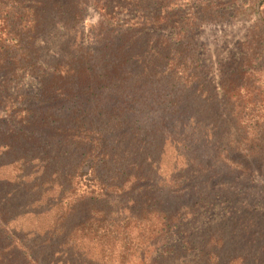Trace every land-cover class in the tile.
I'll use <instances>...</instances> for the list:
<instances>
[{
  "label": "rangeland",
  "instance_id": "1",
  "mask_svg": "<svg viewBox=\"0 0 264 264\" xmlns=\"http://www.w3.org/2000/svg\"><path fill=\"white\" fill-rule=\"evenodd\" d=\"M30 3L39 62L0 68V264H264V162L234 143L245 120L264 134V0ZM85 123L128 189L80 199ZM145 201L173 217L166 241L132 217Z\"/></svg>",
  "mask_w": 264,
  "mask_h": 264
},
{
  "label": "trees",
  "instance_id": "2",
  "mask_svg": "<svg viewBox=\"0 0 264 264\" xmlns=\"http://www.w3.org/2000/svg\"><path fill=\"white\" fill-rule=\"evenodd\" d=\"M16 5L2 4L1 11L6 12V29L13 38L5 37L1 34L0 38V68H33L37 66L39 62V49L43 47L39 43V36L45 30V25L39 20L43 14L40 13L39 9H36L30 0H14ZM79 14L78 11H75ZM74 18L76 15H74ZM66 27V26H65ZM7 35V33H6ZM85 56L84 54L81 57ZM76 58V57H75ZM75 58L70 59L65 65L59 64L58 66H66L67 69L72 67V62ZM86 61V57H84ZM175 66L180 67L183 77L186 78L187 82H191L194 73L191 70L195 68V61L191 57H184L182 59L174 57L170 59ZM80 62L84 61L82 59ZM80 66V65H78ZM198 66H196L197 68ZM89 69V68H86ZM188 72V73H187ZM23 95L26 96L25 93ZM23 96V97H25ZM239 108L242 113L245 110H251L255 112L258 109L257 105L250 103L249 105H235ZM29 107L21 105L18 108L20 113H29ZM24 118H22L23 120ZM244 133L238 135V139L235 138L236 149L241 150L245 155L249 156H260L261 162H264V134H261L258 129L263 123L260 120H245ZM262 126H260L261 128ZM79 128V129H78ZM251 130H250V129ZM70 135L80 136L82 141L87 142L90 147L85 151V156L78 165L76 175L87 174L86 177L91 184H87V189L83 191L79 197L80 199L92 198V199H103L113 195L115 193L124 191L129 188L126 183H115L106 181L99 173V164L102 163L105 155V139L103 138L101 131H99L92 123H85L80 127L74 129H68ZM264 164V163H263ZM85 177V178H86ZM152 202L145 201L142 211L137 215L135 220H139L141 223L149 222L152 226L158 225L159 228L154 229V232H161L160 237L163 241H166L167 237L171 236L172 232V220L173 217L167 216L163 211H158L155 206H151ZM172 216V215H171ZM154 220V222L152 221ZM159 237V236H157Z\"/></svg>",
  "mask_w": 264,
  "mask_h": 264
}]
</instances>
